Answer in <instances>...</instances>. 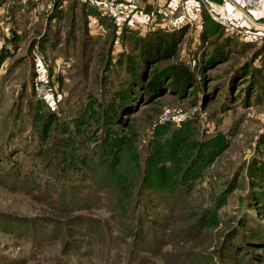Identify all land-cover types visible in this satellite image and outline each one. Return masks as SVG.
<instances>
[{"label":"rangeland","instance_id":"374dc122","mask_svg":"<svg viewBox=\"0 0 264 264\" xmlns=\"http://www.w3.org/2000/svg\"><path fill=\"white\" fill-rule=\"evenodd\" d=\"M79 13L0 0V264H235L221 249L264 235V41L188 23L137 69Z\"/></svg>","mask_w":264,"mask_h":264},{"label":"trees","instance_id":"16d2710c","mask_svg":"<svg viewBox=\"0 0 264 264\" xmlns=\"http://www.w3.org/2000/svg\"><path fill=\"white\" fill-rule=\"evenodd\" d=\"M78 10L80 12L79 14L83 17L85 28H87V15H93L97 18L99 24L103 25L105 28L109 27L111 29L112 39L107 62H116L121 59L123 54L118 44L120 43L119 45L121 46V40L127 39L128 41H132L133 50L137 51V69L142 66H149L150 63L157 60L167 58L170 55L169 50L174 46L177 38L180 37L185 30V25L175 29L157 27L147 29L143 32L135 28H129L124 22L117 23L100 14L98 4L91 0H83L80 2ZM202 19L203 25L201 32L203 34L210 35L216 30L222 29L204 12H202ZM135 70V67L131 70L127 85H140L141 89L156 92L158 83L149 78L142 82V80H140L141 70H138L139 73L136 75L133 74ZM166 78L168 79L167 83L170 87L176 90L183 87L185 84L191 85L194 80L190 73L184 72L181 68H175L171 72H168ZM118 103L121 102L118 101ZM36 115L38 118L42 119L40 120L41 129H44L47 119L41 116L40 112H37ZM184 132L185 131H181L180 133ZM173 133L175 134V132ZM133 233L136 234V231ZM240 238L244 240V245L238 241L235 244H230L226 249H221L224 253H221L222 257L231 259L235 264H264V235L258 234V232L251 229L246 236ZM244 257L246 259H244Z\"/></svg>","mask_w":264,"mask_h":264},{"label":"built area","instance_id":"2783aa9c","mask_svg":"<svg viewBox=\"0 0 264 264\" xmlns=\"http://www.w3.org/2000/svg\"><path fill=\"white\" fill-rule=\"evenodd\" d=\"M98 4L100 14L121 23L128 18L130 7L125 0H91ZM156 3V14L165 16L162 26L170 29L180 27L189 21V10L191 8L204 12L209 18L227 32L236 33L245 40L264 41V0H235L239 3L242 11L240 17L233 18L221 12L224 7V0H151ZM174 11L169 13V9ZM90 16V15H87ZM96 20L97 18L91 15ZM88 21V19H87ZM92 21V20H91ZM202 22V20H200ZM39 68V66H37ZM42 72L36 70L34 92L37 96H44L47 93L45 77Z\"/></svg>","mask_w":264,"mask_h":264},{"label":"crops","instance_id":"0c3cea01","mask_svg":"<svg viewBox=\"0 0 264 264\" xmlns=\"http://www.w3.org/2000/svg\"><path fill=\"white\" fill-rule=\"evenodd\" d=\"M68 0H58L59 4L66 3ZM75 4V7L79 9V4L83 0H72ZM128 6L130 7V11L128 13V18L123 20L126 26L129 28H135L139 31H145L147 29H153V28H166V26H162V21L165 19V16H162L160 14H156V3H154L151 0H125ZM57 2V0H55ZM224 7L221 8V12L233 17V18H239V12L242 11V9L239 6V3L235 0H224ZM174 7H171L169 9V13L174 11ZM73 8V7H72ZM189 21L186 22L183 25H186L188 23H192L194 25H198L202 28L203 25V19H202V13L196 9L191 8L189 10ZM92 18L91 15L87 16V26L89 29H93V31H103L104 27L103 25L98 23V20L90 19ZM109 19V18H108ZM92 20V21H91ZM110 20V19H109ZM202 20V22H200Z\"/></svg>","mask_w":264,"mask_h":264}]
</instances>
